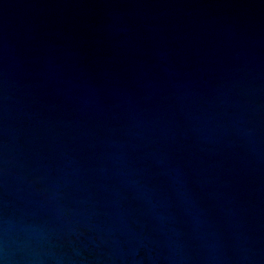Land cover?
I'll list each match as a JSON object with an SVG mask.
<instances>
[{"label": "water", "instance_id": "water-1", "mask_svg": "<svg viewBox=\"0 0 264 264\" xmlns=\"http://www.w3.org/2000/svg\"><path fill=\"white\" fill-rule=\"evenodd\" d=\"M0 264H264V0H0Z\"/></svg>", "mask_w": 264, "mask_h": 264}]
</instances>
